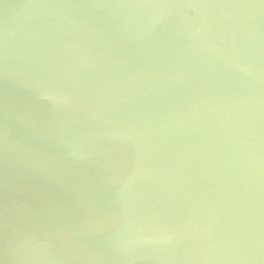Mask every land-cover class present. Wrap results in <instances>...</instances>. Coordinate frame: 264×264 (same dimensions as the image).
<instances>
[{"label":"water","instance_id":"95a60500","mask_svg":"<svg viewBox=\"0 0 264 264\" xmlns=\"http://www.w3.org/2000/svg\"><path fill=\"white\" fill-rule=\"evenodd\" d=\"M0 264H264V0H0Z\"/></svg>","mask_w":264,"mask_h":264}]
</instances>
